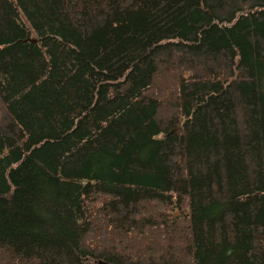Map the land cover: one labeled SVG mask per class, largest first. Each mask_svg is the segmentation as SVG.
I'll use <instances>...</instances> for the list:
<instances>
[{
	"label": "trees",
	"instance_id": "16d2710c",
	"mask_svg": "<svg viewBox=\"0 0 264 264\" xmlns=\"http://www.w3.org/2000/svg\"><path fill=\"white\" fill-rule=\"evenodd\" d=\"M0 264H264V0H0Z\"/></svg>",
	"mask_w": 264,
	"mask_h": 264
},
{
	"label": "rangeland",
	"instance_id": "374dc122",
	"mask_svg": "<svg viewBox=\"0 0 264 264\" xmlns=\"http://www.w3.org/2000/svg\"><path fill=\"white\" fill-rule=\"evenodd\" d=\"M169 213H170V218H176V217H180L182 215L180 213V211L177 209H173Z\"/></svg>",
	"mask_w": 264,
	"mask_h": 264
},
{
	"label": "water",
	"instance_id": "95a60500",
	"mask_svg": "<svg viewBox=\"0 0 264 264\" xmlns=\"http://www.w3.org/2000/svg\"><path fill=\"white\" fill-rule=\"evenodd\" d=\"M34 40H30V42H33Z\"/></svg>",
	"mask_w": 264,
	"mask_h": 264
}]
</instances>
